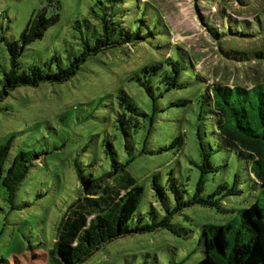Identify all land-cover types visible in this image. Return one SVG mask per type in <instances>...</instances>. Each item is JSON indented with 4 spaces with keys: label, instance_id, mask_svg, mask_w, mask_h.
Wrapping results in <instances>:
<instances>
[{
    "label": "rangeland",
    "instance_id": "374dc122",
    "mask_svg": "<svg viewBox=\"0 0 264 264\" xmlns=\"http://www.w3.org/2000/svg\"><path fill=\"white\" fill-rule=\"evenodd\" d=\"M149 1L168 26L170 43L183 47L191 55L194 69L209 82L216 79L230 85L249 81L253 68L222 57L211 34H218L226 16L251 20L264 0H246L244 5L238 0ZM94 2L0 0V75L10 65L6 41L17 39L31 14L42 9L47 16L57 15V20L43 37L27 45L20 60L42 64L60 55L66 62L67 51L80 35L78 21L85 28L84 18L91 23L97 19ZM230 45L260 48L264 35L231 40ZM164 57V50L144 42L108 47L88 57L69 80L20 86L0 102V144L13 135L12 152L34 149L43 153L19 186L17 206L7 203L0 186V264L6 260L10 264L15 260L43 264L42 251L52 246L54 224L76 191V161L103 165L105 138L123 154V160L130 155L122 148L117 121L121 113L130 118L136 147L146 149L134 156L127 169L149 195L156 174L168 194L170 182L166 180L173 176L182 199L198 195L212 202L194 199L177 207L169 218L170 226L115 238L82 264H196L203 255L199 243L202 225L238 218L239 210L255 201L259 189L245 160L234 151L213 150L209 155L211 168L202 171L196 136L200 109L196 85L166 90L159 76L143 71L145 65L163 62ZM142 81L154 85L155 101L147 95ZM121 91L147 116L120 105ZM36 248L42 251L33 255Z\"/></svg>",
    "mask_w": 264,
    "mask_h": 264
},
{
    "label": "trees",
    "instance_id": "16d2710c",
    "mask_svg": "<svg viewBox=\"0 0 264 264\" xmlns=\"http://www.w3.org/2000/svg\"><path fill=\"white\" fill-rule=\"evenodd\" d=\"M238 1L246 3V0ZM94 4L98 6V10L93 8L97 19L91 23L84 18L85 28L78 21L76 27L80 35L75 46L67 51L66 62L60 55L42 64L20 60L27 45L43 37L57 20V15L47 16L44 9L31 14L19 37L6 41L10 65L0 75V102L20 86L69 80L88 57L108 47L144 42L164 50V61L151 62L143 71L159 76L158 81L166 90L196 85L200 105L196 136L202 171L211 168L209 155L213 150H232L245 160L249 176L259 189L255 201L239 210L238 218L219 225H202L199 243L203 255L196 264H264V69L252 66L264 67V46L243 49L230 45L231 40L264 35V2L251 20L226 16L218 34H211L222 57L253 68L249 81L230 85L216 79L209 82L207 76L194 69L191 55L183 47L170 43L169 28L159 9L149 0H95ZM141 84L155 101L154 85L144 81ZM121 93L120 105L124 104L130 112L147 116L126 93ZM117 121L123 135L122 148L130 155L123 160V154L105 138L106 162L103 165L97 167L92 161H76V191L54 224L52 246L47 251L36 248L33 253L38 255L37 250L44 253L43 264H82L115 238L170 226L169 218L177 207L194 199L212 202L198 195L182 199L181 189L173 176L166 180L170 182L168 194L156 174L152 176L149 195L127 169L134 156L146 149L136 147L130 118L121 113ZM134 124L138 126L137 121ZM13 137L9 136L0 144V186L7 203L15 207L20 184L43 153L34 149L12 152ZM6 264H10L8 260ZM14 264L19 261L15 260Z\"/></svg>",
    "mask_w": 264,
    "mask_h": 264
}]
</instances>
